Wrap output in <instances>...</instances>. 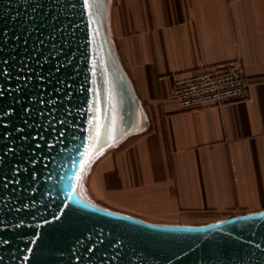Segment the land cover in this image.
<instances>
[{
  "label": "water",
  "instance_id": "obj_1",
  "mask_svg": "<svg viewBox=\"0 0 264 264\" xmlns=\"http://www.w3.org/2000/svg\"><path fill=\"white\" fill-rule=\"evenodd\" d=\"M111 4L0 0V264H264V209L163 223L88 194L93 163L147 122Z\"/></svg>",
  "mask_w": 264,
  "mask_h": 264
},
{
  "label": "crops",
  "instance_id": "obj_2",
  "mask_svg": "<svg viewBox=\"0 0 264 264\" xmlns=\"http://www.w3.org/2000/svg\"><path fill=\"white\" fill-rule=\"evenodd\" d=\"M109 21L147 122L93 163L88 194L163 223L264 209V0H112ZM235 61L243 100L179 109L175 79Z\"/></svg>",
  "mask_w": 264,
  "mask_h": 264
},
{
  "label": "built area",
  "instance_id": "obj_3",
  "mask_svg": "<svg viewBox=\"0 0 264 264\" xmlns=\"http://www.w3.org/2000/svg\"><path fill=\"white\" fill-rule=\"evenodd\" d=\"M246 90L243 66L235 61L213 65L196 74L175 79L171 96L179 109L187 111L241 101L246 96Z\"/></svg>",
  "mask_w": 264,
  "mask_h": 264
},
{
  "label": "rangeland",
  "instance_id": "obj_4",
  "mask_svg": "<svg viewBox=\"0 0 264 264\" xmlns=\"http://www.w3.org/2000/svg\"><path fill=\"white\" fill-rule=\"evenodd\" d=\"M234 214H228V215H221V216H215V217H207V216H201L198 218H192L191 220H186V221H182V222H178L177 224H182V223H186V224H190V225H199V224H205L207 222H212V221H216L219 219H224L227 218L229 216H232Z\"/></svg>",
  "mask_w": 264,
  "mask_h": 264
},
{
  "label": "snow or ice",
  "instance_id": "obj_5",
  "mask_svg": "<svg viewBox=\"0 0 264 264\" xmlns=\"http://www.w3.org/2000/svg\"><path fill=\"white\" fill-rule=\"evenodd\" d=\"M85 6H88V0H84ZM28 109H25V112L27 113ZM115 124V120H113V125ZM38 146V145H37Z\"/></svg>",
  "mask_w": 264,
  "mask_h": 264
}]
</instances>
